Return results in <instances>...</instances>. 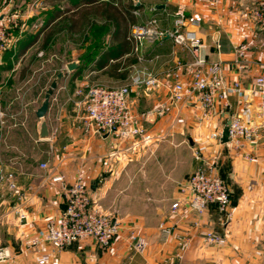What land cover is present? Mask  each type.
Wrapping results in <instances>:
<instances>
[{"label": "crops", "instance_id": "1", "mask_svg": "<svg viewBox=\"0 0 264 264\" xmlns=\"http://www.w3.org/2000/svg\"><path fill=\"white\" fill-rule=\"evenodd\" d=\"M32 1L17 0V5L21 6L16 10L19 9L24 17L29 18V22L37 19H46V23L49 22L45 12L47 8L31 10L28 4ZM142 1V15L136 17L137 22L157 16L160 25L166 29L172 25L173 14L185 13L189 18L186 31L201 37L209 46V60L219 57L223 60L226 81L231 83L240 80L242 93L237 95L230 90L229 105L216 102L207 120L200 121L201 109L196 106L183 109L176 120V112L173 111L154 124L144 123L140 115L168 93L170 80L167 71L170 68L178 66L179 63L183 71L182 79L189 81V52L177 46L172 39L166 38L162 42L146 45L142 60H139V56L131 48V51L120 58L111 59L105 67L96 65L95 60L83 67L81 56L85 53L84 47L87 44L100 40L105 42L106 48L117 47L123 37H114L111 25H107V28L110 26L109 32L100 37L90 36L93 32L88 29L82 36L83 31L75 29L74 33L81 36L82 41L89 43L80 44L79 48L72 51L76 55L73 59L81 63L82 71L78 74V70L68 73L64 80L59 81L58 88L51 97L46 115L51 137L39 138V118L32 113L15 114L8 119L6 126L0 127V157L16 172L19 188L25 194L23 223L19 222L18 216L13 212L17 201L13 194L0 203V246L8 247L12 254L11 259L0 264H39L40 259H45L46 264H175L178 262L175 254L181 235L192 237L182 264H264V136L259 142L248 143L241 150L234 149L231 143H217L210 137L216 129L227 127L233 113L241 114L252 124L258 121L256 109L259 98L254 90L256 76L264 66V48L259 44L264 39V28L251 17L253 1L223 0L216 5L200 4L196 0ZM42 2L45 5L50 4L49 0ZM66 3L71 6L68 0H63L62 4ZM159 4H164L165 7L160 9L157 7ZM153 7H157V10L153 11ZM25 8L26 12L23 11ZM72 8V11L79 10L77 7ZM52 20L49 24L55 22ZM192 20H198L199 23ZM46 23L44 22V26ZM97 24H105V19L100 16ZM27 35L21 36L15 48L0 54V65L5 59L26 56L44 39V36ZM216 42L221 45L219 50ZM242 43L249 44L251 50L241 60L243 67H240L236 62V47ZM19 49L21 50L17 52ZM100 52L101 50L94 55H100ZM41 53L43 54L40 50L36 57L42 55ZM132 59L138 61H131ZM13 70L14 67L12 69L9 66L3 72L0 69V74ZM25 70L27 71L23 68L20 73L24 75ZM126 70L129 72L127 77H121L120 73ZM144 71L156 74L160 84L153 90L144 85L132 88L130 105L136 122L147 126L154 140H159L160 136L175 137L177 132L183 131L197 137L196 146L206 156L217 158L221 174L229 176L237 185L232 194V219L225 224L224 217L218 213L217 208L210 206L200 216L192 214L181 219L176 217L174 232L169 236L162 231L158 222L138 218L134 223H123V228L121 225V235L109 248L99 246L90 238L75 242L58 252L53 251V246L48 241H44L38 251L28 248L24 243L25 239L44 237L47 220L61 214L65 206L66 186L77 176L84 175L87 178L91 193L96 198L100 186L97 177L101 170L98 158L113 153L114 140L119 137L116 134L92 135L86 130L83 116L76 111L75 86L93 82L120 86L129 83L133 74H142ZM2 83L4 80H0V87ZM37 108L38 106L33 108V111ZM247 154L253 159H249ZM42 162H47L48 168H42ZM58 174L65 176L66 183L52 180ZM95 182L98 184H94ZM169 221L172 222V218ZM207 230L226 233L229 243L226 246L205 243L202 235ZM139 239L146 244L144 252L135 248Z\"/></svg>", "mask_w": 264, "mask_h": 264}, {"label": "built area", "instance_id": "2", "mask_svg": "<svg viewBox=\"0 0 264 264\" xmlns=\"http://www.w3.org/2000/svg\"><path fill=\"white\" fill-rule=\"evenodd\" d=\"M134 5H142V0H131ZM223 0H196L200 4L216 5ZM253 7L251 17L262 28H264V0H252ZM22 3V2H21ZM42 0H33L28 4L31 10L39 8ZM17 0H0V54L17 46L21 36L33 29H41L44 26L42 19L29 22L24 17ZM153 11L157 7L152 8ZM133 14L141 17V8L132 10ZM172 25L163 28L157 16H152L143 22L132 25L129 39L133 44V52L142 60L143 50L148 44L162 42L170 38L183 50L189 52L191 61L188 64L190 73L189 81H184L183 71L180 64L167 71L170 80L168 93L153 107L145 110L141 115L144 123L154 124L160 118L176 112L174 119L179 116L183 109L198 106L201 109L200 121L207 120L211 116L216 102L229 105V91L240 94L243 91L240 80L231 83L226 81L223 60H209L208 45L199 36L186 31L189 18L185 13H175L171 16ZM199 23L198 20H192ZM260 47L264 48V39L259 41ZM219 50L221 45L216 42ZM251 47L247 43L236 47V62L243 67L241 60L250 52ZM42 54V53H41ZM144 74V75H143ZM146 74V75H145ZM159 77L148 71L142 74H133L130 82L121 86H106L104 84L84 83L76 90L79 97L75 101L76 111L83 116L86 130L92 135L116 134L122 140H133L136 143H151L154 136L144 124L136 122V116L130 105L132 88L144 85L153 90L159 86ZM258 95L256 115L257 123L247 122L241 114L233 113L230 116L227 127L229 128V141L236 150H241L249 143L259 142L264 136V66L255 79V90ZM83 111V114L81 113ZM14 115L6 110L0 109V127L6 126L8 119ZM174 120V121H175ZM225 128L216 129L211 133V139L220 144L223 142ZM249 159H253L248 154ZM217 158L206 155L198 156V165L193 173L183 184V195L175 199L171 205L170 215L172 222L162 224L161 229L167 235L174 232L175 218L203 215L210 206H215L220 215L224 217L225 224L233 216L232 193L228 181L220 173ZM42 168H48L47 162L41 163ZM54 182L66 183L63 174L52 178ZM13 194L17 201L13 206V212L18 216L19 222L23 223L25 213L23 212L24 192L19 188L17 174L0 157V203ZM171 222V223H170ZM44 237L25 239V245L34 251H38L44 241L53 246V251L58 252L66 249L75 242L85 239H93L95 243L103 248H109L121 235V222L110 213L104 211L96 198L91 193L90 185L84 175L77 176L74 181L66 186L65 206L61 214L51 217L45 224ZM202 238L205 243L214 246H226L229 243L226 233L215 230H207ZM192 237L181 235L178 238V250L176 257L182 264L185 253L190 248ZM139 252H144L146 244L139 239L135 244ZM12 254L8 247L0 246V263L11 259ZM39 264H46L45 259H40Z\"/></svg>", "mask_w": 264, "mask_h": 264}, {"label": "rangeland", "instance_id": "3", "mask_svg": "<svg viewBox=\"0 0 264 264\" xmlns=\"http://www.w3.org/2000/svg\"><path fill=\"white\" fill-rule=\"evenodd\" d=\"M54 5V2H51L48 5L43 3L41 6L44 7L43 9L47 8L45 12H47L49 22L54 17L56 7L71 8L67 3ZM23 11L26 12V8ZM66 16L64 15L50 24L46 23L45 19L46 25L41 29L26 32L27 36H44L45 38L49 31L64 28L54 35L47 49L42 47L43 41L41 40L31 53L21 56V58L15 56L12 59H5L4 63L0 65L2 72L9 66L12 69L14 67L13 71L0 74V80H4L0 87L1 109L14 116L19 113L23 115L24 113L35 114L33 108L41 105L52 80L59 71L66 70L67 62L76 57L72 53L74 48H79L80 44L89 43V41H82L81 36L67 28L69 22L65 19ZM99 29H93L92 36L102 34L103 32H99ZM82 33L84 36L85 31ZM97 39L99 38L97 37ZM99 41H94L92 44L90 42L84 47L86 50L81 56L83 67L88 65L87 56L100 50L97 48L99 43L104 48L105 42ZM24 44L25 42L21 48ZM40 50L43 54L36 57ZM23 68L27 69L24 71L25 76L20 73ZM81 71L82 68L78 72ZM83 84L75 86V101L79 99L76 90ZM81 113L83 114V111ZM177 133L175 137L160 136L159 140H154L152 143H136L133 140H122L116 136L123 143L121 144L119 140L115 139L113 153L98 158L101 170L97 177V181L100 182L99 193L96 195L97 201L104 211L121 222L122 228L123 223H134L138 218H145L149 222H158L160 227L162 224L168 223L172 203L177 197L183 195V184L197 168L198 156L205 155L196 146L195 138L197 137L193 134L190 135L187 131ZM190 137L195 141L193 145L190 142ZM41 150L44 151V149ZM41 150L36 149V151ZM222 176L229 182L233 194V189L237 187L235 181L232 182L229 176ZM94 184H98V182Z\"/></svg>", "mask_w": 264, "mask_h": 264}, {"label": "trees", "instance_id": "4", "mask_svg": "<svg viewBox=\"0 0 264 264\" xmlns=\"http://www.w3.org/2000/svg\"><path fill=\"white\" fill-rule=\"evenodd\" d=\"M72 7L80 6L83 8L78 11H72L73 8H55V14L52 19L57 20L59 17L67 15L65 19L68 20L69 26H67L70 30L79 29L81 31H90L92 33L93 29L100 28L99 32H103L99 36H104L105 33L109 32V28L107 25H111L113 27L112 35L117 38H122L119 46L115 47H104L100 43L97 48L101 50L100 55L90 54L87 56V64L89 62H93L95 60L96 65L99 67H105L111 59L120 58L125 53L133 50V44L129 39L131 27L133 24L137 23V16L133 14L132 10L135 8H141L142 5H134L131 0H68ZM54 2V6L58 3L63 5V0H49V3ZM71 11L72 13L70 14ZM69 14V15H68ZM101 16V18L105 19V24L98 25L97 19ZM64 28H60L58 30L53 29L49 31L43 40L42 47L47 49L54 38V35ZM88 36V35H87ZM92 36V34L90 35ZM100 42V41H99ZM96 56H99L96 58ZM131 61H138L137 59H132ZM82 68V65H81ZM79 71V70H78ZM78 71L76 72L78 74ZM75 73V74H76ZM129 74L128 70L120 73L121 77H127Z\"/></svg>", "mask_w": 264, "mask_h": 264}, {"label": "water", "instance_id": "5", "mask_svg": "<svg viewBox=\"0 0 264 264\" xmlns=\"http://www.w3.org/2000/svg\"><path fill=\"white\" fill-rule=\"evenodd\" d=\"M157 7L163 9L165 5L159 4ZM80 65L81 63L78 60H72L67 62L66 70H61L58 72L56 77L52 80L50 86L47 88L41 105L35 110V114L39 118L37 130L40 139H48L51 137V132L46 119V115L50 108L51 97L54 91L58 88L59 81L66 78L68 73L74 72L76 69H78ZM228 141H229V128L226 127L223 132V142L227 143ZM190 142L192 145L194 144L192 138H190Z\"/></svg>", "mask_w": 264, "mask_h": 264}]
</instances>
